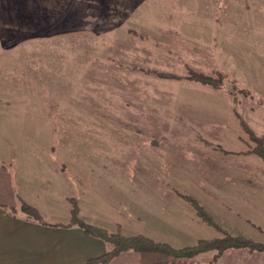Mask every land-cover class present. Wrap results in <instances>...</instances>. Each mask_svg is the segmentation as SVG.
Returning <instances> with one entry per match:
<instances>
[{
	"label": "rangeland",
	"instance_id": "374dc122",
	"mask_svg": "<svg viewBox=\"0 0 264 264\" xmlns=\"http://www.w3.org/2000/svg\"><path fill=\"white\" fill-rule=\"evenodd\" d=\"M190 71L221 74V86ZM240 119L264 142V0H0V187L129 174L115 230L82 219L74 195L78 217L174 250L222 231L264 244V226L236 225L231 202L196 185L222 170L260 181ZM119 254L113 264H264L248 247Z\"/></svg>",
	"mask_w": 264,
	"mask_h": 264
},
{
	"label": "crops",
	"instance_id": "0c3cea01",
	"mask_svg": "<svg viewBox=\"0 0 264 264\" xmlns=\"http://www.w3.org/2000/svg\"><path fill=\"white\" fill-rule=\"evenodd\" d=\"M219 167L226 166L220 163ZM222 171L202 172L203 182L196 185L218 193V200L231 202L236 225L264 226V174L259 182L257 174L247 176L255 184L245 187L241 172ZM55 173L47 186L37 180L30 182L26 177L22 186L12 179L11 185L0 187V264H83L111 248L109 243L86 234L76 224L65 226L70 218L68 198L77 196L82 219L113 231L123 216L119 194L121 189L128 190L129 174L123 178L98 176L95 172L86 183H81V176H74L71 181L66 179L65 172ZM182 176L186 181L181 190L191 192L187 183L191 172ZM66 183H73L74 191H66ZM20 198L41 214L43 222L35 221L20 209ZM120 255L107 264H113Z\"/></svg>",
	"mask_w": 264,
	"mask_h": 264
},
{
	"label": "trees",
	"instance_id": "16d2710c",
	"mask_svg": "<svg viewBox=\"0 0 264 264\" xmlns=\"http://www.w3.org/2000/svg\"><path fill=\"white\" fill-rule=\"evenodd\" d=\"M189 78L195 81H200L206 84H210L214 87L221 86L223 77L221 74H218L217 78H212L209 76H204L202 74L190 71ZM240 125L243 130L248 134V136L256 142V147L252 150L258 156L264 160V142L263 138L257 137L253 131L249 128L246 122L240 119ZM197 211L198 215L206 223L213 225L214 227L220 229V226L216 224L212 217H210L198 203L190 198L184 197ZM70 207V219L65 226H71L73 224L78 225L83 229L86 234L91 236L101 238L102 240L108 242L111 245V248L104 252L103 254L90 258L83 262V264H107L109 263L116 255L120 252L125 251L130 248L135 247H145L150 249L159 250L165 253L174 254V255H186L189 256L194 253L216 249L218 252L223 251L228 247H248L249 249L264 251V244L254 243L248 240H243L240 238L232 237L228 235L225 231L224 237L214 238L210 240H201L196 245L191 247H186L184 249L174 250L167 247L165 244L155 243L150 239L143 237L141 235L135 236H125L121 233H109L102 227L86 223L81 218L78 217V207L75 197L69 199ZM20 209L26 213L28 216L32 217L37 222H43L41 214L31 205L27 204L25 201H20Z\"/></svg>",
	"mask_w": 264,
	"mask_h": 264
}]
</instances>
